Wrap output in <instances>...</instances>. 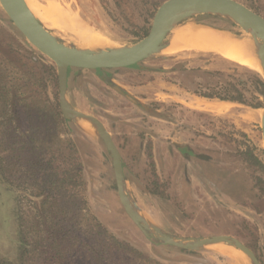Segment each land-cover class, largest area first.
I'll return each instance as SVG.
<instances>
[{"label": "rangeland", "instance_id": "rangeland-1", "mask_svg": "<svg viewBox=\"0 0 264 264\" xmlns=\"http://www.w3.org/2000/svg\"><path fill=\"white\" fill-rule=\"evenodd\" d=\"M164 1L27 3L45 27L66 43H80L83 39L80 29L84 36L98 35L102 46L118 47L144 38L156 9ZM235 1L264 18V0ZM52 4L75 16L78 26H72L74 31L54 27L44 17ZM196 20L236 36L245 35L239 27L221 18L197 16ZM0 51L19 65L34 66L42 79L45 99L59 110L55 67L28 44L1 8ZM164 54L169 56H156L131 68L106 71L113 83L140 105L132 104L106 86L99 78L100 72L77 69L69 72L68 100L76 110L97 118L110 133L122 158L133 198L148 221L181 237L235 238L264 264L262 111L192 93L209 84L219 88L226 81L249 80L244 69L257 71L206 50ZM173 69L177 71L172 72ZM208 72L229 77L209 76ZM261 101L264 103V99ZM218 106L226 110L218 111ZM68 123V132L62 137L72 138L81 155L88 208L117 238L159 264H249L239 251L224 245L189 253L148 241L119 203L102 142L94 141ZM177 146L188 148L190 156L185 158ZM15 207L13 193L0 182V252L9 257L17 252Z\"/></svg>", "mask_w": 264, "mask_h": 264}, {"label": "trees", "instance_id": "trees-1", "mask_svg": "<svg viewBox=\"0 0 264 264\" xmlns=\"http://www.w3.org/2000/svg\"><path fill=\"white\" fill-rule=\"evenodd\" d=\"M244 70L249 80L192 93L261 109L264 81ZM68 125L45 99L34 66L0 51V182L14 195L17 224V252H0V264H159L90 212L81 155L72 138L62 137Z\"/></svg>", "mask_w": 264, "mask_h": 264}, {"label": "water", "instance_id": "water-1", "mask_svg": "<svg viewBox=\"0 0 264 264\" xmlns=\"http://www.w3.org/2000/svg\"><path fill=\"white\" fill-rule=\"evenodd\" d=\"M0 8L20 35L46 57L55 67L58 91V106L63 119L73 123L94 141H101L113 171L115 189L119 203L129 220L140 233L156 245L169 246L189 253L203 252L206 247L224 245L239 251L249 264H260L255 254L235 238L219 235L211 237H181L165 232L148 221L136 204L127 178L123 172L122 158L110 133L94 116L76 110L68 100V77L70 69L101 73L106 86L135 105L140 103L113 83L108 70L126 69L142 64L156 56L165 58L162 52L169 46L172 32L187 24L219 30L197 22V16H212L228 21L244 33H250L258 49V57L264 81V18L235 0H165L156 9L147 35L131 45L118 47L103 45L87 47L80 43H66L57 38L33 14L25 0H0ZM260 118L261 139L264 151V103ZM84 127V128H83ZM86 128V129H85Z\"/></svg>", "mask_w": 264, "mask_h": 264}, {"label": "bare ground", "instance_id": "bare-ground-1", "mask_svg": "<svg viewBox=\"0 0 264 264\" xmlns=\"http://www.w3.org/2000/svg\"><path fill=\"white\" fill-rule=\"evenodd\" d=\"M27 1L30 0H25L28 6ZM31 5L33 4L31 3ZM30 8L31 7H29V9ZM63 9H61L57 5L52 4L51 6H48L47 10H45L46 11V13L44 14L45 16L43 14L42 15L46 17L47 20L50 22V24L54 27L70 30L73 28L72 27L73 25L78 26V21L75 18V16L68 14V12H65V10ZM186 26L187 27H184V29L182 30L180 29V31L178 32L176 31L177 33L174 34V38H171V43H172V39L177 41L176 37L179 35V39L182 41L181 43H184L185 46H188V48L190 47L196 50H206V51L219 53L221 56L232 62L242 64L259 73H262L261 64L258 57V49L254 45L253 39L251 38L249 32L247 34L245 33V35H243L242 37H235L226 32L212 30L205 27L203 29L201 26L193 27V25L191 26L190 24H187ZM74 30L75 27L73 28V31ZM86 32H87L86 30H83V33ZM79 35L83 38L80 42V44L83 46H87V47L102 46V40L98 35L89 34L84 36L81 34L80 29H79ZM165 51L173 52L175 50L174 47L169 46L162 53L164 54ZM217 109L218 111L226 110L222 106H218Z\"/></svg>", "mask_w": 264, "mask_h": 264}, {"label": "crops", "instance_id": "crops-1", "mask_svg": "<svg viewBox=\"0 0 264 264\" xmlns=\"http://www.w3.org/2000/svg\"><path fill=\"white\" fill-rule=\"evenodd\" d=\"M192 26V25H191ZM184 27H187L186 25L185 26H182V27H179V28H177L176 30H174V32H172V34H171V37H170V40H169V46L170 47H174V50L175 51H173V52H169V53H174V54H176V53H179V52H187V51H199V50H196V49H194V48H188V46H185V44L184 43H181L182 41L179 39V35L176 37V40L177 41H175V40H173L172 39V43L174 44H172L171 43V38H174V34L175 33H177L178 31H180V29L182 30V29H184ZM193 27H196V26H194L193 25ZM177 31V32H176ZM173 35V36H172ZM174 41V42H173ZM176 43H177V45H176ZM180 43V44H179ZM168 46V47H169ZM176 46V47H175ZM167 47V48H168ZM180 47V48H179ZM166 48V49H167ZM178 48V49H177ZM177 49V50H176Z\"/></svg>", "mask_w": 264, "mask_h": 264}, {"label": "flooded vegetation", "instance_id": "flooded-vegetation-1", "mask_svg": "<svg viewBox=\"0 0 264 264\" xmlns=\"http://www.w3.org/2000/svg\"><path fill=\"white\" fill-rule=\"evenodd\" d=\"M131 68V67H130ZM127 69V68H126ZM73 69H70V71H72ZM116 70V69H115ZM175 71H177L176 69H173L172 70V72H175ZM159 72H164V71H162V70H160ZM70 75V74H69ZM69 78V77H68ZM124 91V90H123ZM125 92V91H124ZM117 93V92H116ZM126 93V92H125ZM118 94V93H117ZM127 94V93H126ZM120 95V94H119ZM121 96V95H120ZM203 98V97H202ZM177 148H178V150L179 151H181V153L184 155V157L185 158H187L188 156H190L189 155V153H188V148H182V147H178L177 146ZM196 157H198V156H196ZM253 252V251H252ZM254 253V252H253ZM255 254V253H254ZM256 256V255H255ZM257 257V256H256Z\"/></svg>", "mask_w": 264, "mask_h": 264}]
</instances>
